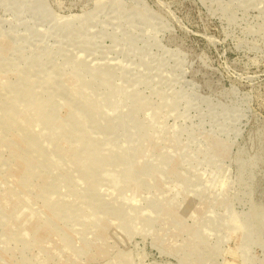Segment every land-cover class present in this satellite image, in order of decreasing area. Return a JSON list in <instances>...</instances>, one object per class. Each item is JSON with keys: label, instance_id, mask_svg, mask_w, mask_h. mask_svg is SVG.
<instances>
[{"label": "rangeland", "instance_id": "rangeland-1", "mask_svg": "<svg viewBox=\"0 0 264 264\" xmlns=\"http://www.w3.org/2000/svg\"><path fill=\"white\" fill-rule=\"evenodd\" d=\"M0 264H264V0H0Z\"/></svg>", "mask_w": 264, "mask_h": 264}]
</instances>
